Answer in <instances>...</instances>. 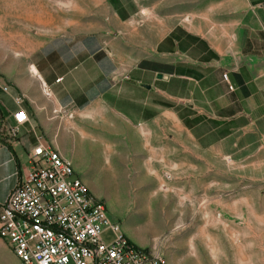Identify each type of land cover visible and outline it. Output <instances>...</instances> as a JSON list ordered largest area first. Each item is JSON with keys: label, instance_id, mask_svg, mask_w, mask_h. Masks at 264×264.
Returning a JSON list of instances; mask_svg holds the SVG:
<instances>
[{"label": "crops", "instance_id": "1", "mask_svg": "<svg viewBox=\"0 0 264 264\" xmlns=\"http://www.w3.org/2000/svg\"><path fill=\"white\" fill-rule=\"evenodd\" d=\"M114 1L121 6L112 16L120 23L111 30L116 37L44 46L34 53L27 80L0 77V203L39 140L72 160L81 126L105 113L127 141L144 144L160 131L165 109L168 130L176 135L183 104L196 112L190 117L232 126L253 137L250 149L264 150V0ZM19 106L30 120L13 137L7 129ZM72 162L78 174V161Z\"/></svg>", "mask_w": 264, "mask_h": 264}, {"label": "rangeland", "instance_id": "2", "mask_svg": "<svg viewBox=\"0 0 264 264\" xmlns=\"http://www.w3.org/2000/svg\"><path fill=\"white\" fill-rule=\"evenodd\" d=\"M112 1L0 0V77L27 80L44 46L116 37L121 6ZM177 108L176 135L165 109L144 144L127 141L107 113L90 118L70 154L78 175L132 241L159 249L168 264H264V150L249 148V134ZM0 264H14L2 240Z\"/></svg>", "mask_w": 264, "mask_h": 264}, {"label": "built area", "instance_id": "3", "mask_svg": "<svg viewBox=\"0 0 264 264\" xmlns=\"http://www.w3.org/2000/svg\"><path fill=\"white\" fill-rule=\"evenodd\" d=\"M13 120L7 130L14 137L30 118L19 106ZM28 164L0 203V238L19 264H168L159 249H144L126 235L57 148L39 140Z\"/></svg>", "mask_w": 264, "mask_h": 264}]
</instances>
